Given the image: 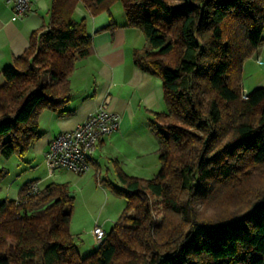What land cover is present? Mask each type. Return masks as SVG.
<instances>
[{"label":"trees","instance_id":"1","mask_svg":"<svg viewBox=\"0 0 264 264\" xmlns=\"http://www.w3.org/2000/svg\"><path fill=\"white\" fill-rule=\"evenodd\" d=\"M116 2L149 40L135 64L163 82L167 111L150 122L160 172L142 179L118 165L122 186L110 188L127 208L85 258L68 186L33 195L26 184L0 204V264H264V87L242 89L264 43V0H53L48 29L0 72V157L28 152L44 110L72 114L70 78L93 52L76 8L97 16Z\"/></svg>","mask_w":264,"mask_h":264},{"label":"crops","instance_id":"2","mask_svg":"<svg viewBox=\"0 0 264 264\" xmlns=\"http://www.w3.org/2000/svg\"><path fill=\"white\" fill-rule=\"evenodd\" d=\"M52 2L32 0L30 13L13 20L14 0H0V72L26 51L34 31L48 29ZM116 8L113 5L110 11L97 16L82 5L76 8L74 18L86 19L93 52L77 60L70 78L72 99L65 110L72 114L60 116L44 110L39 119V138L30 150L45 158L56 136L77 128L110 95L111 109L120 116L119 129L99 142L91 168L109 175L116 174L119 165L129 176L148 178L161 168L159 142L150 122L154 113L167 111L164 87L159 77L135 64V51L148 49L149 40L140 29L128 26L125 12L121 14ZM263 87L264 43L244 62L242 74L243 93Z\"/></svg>","mask_w":264,"mask_h":264},{"label":"rangeland","instance_id":"3","mask_svg":"<svg viewBox=\"0 0 264 264\" xmlns=\"http://www.w3.org/2000/svg\"><path fill=\"white\" fill-rule=\"evenodd\" d=\"M114 5L123 14V4L116 2ZM75 18L81 20L77 16ZM160 169L142 179L155 178ZM0 170L7 172L0 181V204L17 199L20 190L31 182L39 181L43 187L51 183L68 186L70 194L75 198L70 230L81 258L92 255L99 248L94 230L99 227L110 232L127 208V200L114 194L110 188V185L122 186L119 177L114 173L107 175L105 171L102 175L91 168L88 173L80 175L64 168L50 176L45 158L30 149L24 155L0 157ZM161 217L159 215L158 219Z\"/></svg>","mask_w":264,"mask_h":264},{"label":"built area","instance_id":"4","mask_svg":"<svg viewBox=\"0 0 264 264\" xmlns=\"http://www.w3.org/2000/svg\"><path fill=\"white\" fill-rule=\"evenodd\" d=\"M32 0H14L13 20L26 17L31 11ZM247 94L244 93V97ZM120 116L111 109V97L107 95L96 111L72 131L56 136L45 154V161L52 176L59 169H69L80 175L88 173L97 146L105 137L118 131ZM44 187L41 182L29 185L30 193L38 195ZM97 244L100 245L106 232L97 227L94 230Z\"/></svg>","mask_w":264,"mask_h":264}]
</instances>
